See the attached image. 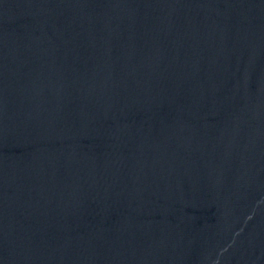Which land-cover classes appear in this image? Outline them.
Here are the masks:
<instances>
[{"label":"water","instance_id":"obj_1","mask_svg":"<svg viewBox=\"0 0 264 264\" xmlns=\"http://www.w3.org/2000/svg\"><path fill=\"white\" fill-rule=\"evenodd\" d=\"M0 264H264V0H0Z\"/></svg>","mask_w":264,"mask_h":264}]
</instances>
